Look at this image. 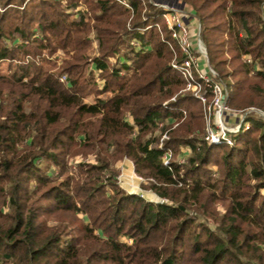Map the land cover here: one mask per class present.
<instances>
[{
    "label": "trees",
    "instance_id": "trees-1",
    "mask_svg": "<svg viewBox=\"0 0 264 264\" xmlns=\"http://www.w3.org/2000/svg\"><path fill=\"white\" fill-rule=\"evenodd\" d=\"M178 1L198 17L230 105L264 111V0ZM0 3V63L41 62L35 81L0 78V264H264V117L251 115L233 145L198 149L204 107L182 91L185 79L172 67L179 48L163 7ZM59 50L69 56L57 67L51 56ZM90 95L95 100L85 101ZM166 118L179 124L164 127L169 137L160 147L158 121ZM184 145L192 154L179 162ZM79 153L95 154L97 163L73 171L70 158ZM124 159L142 188L164 200L120 186Z\"/></svg>",
    "mask_w": 264,
    "mask_h": 264
},
{
    "label": "built area",
    "instance_id": "built-area-1",
    "mask_svg": "<svg viewBox=\"0 0 264 264\" xmlns=\"http://www.w3.org/2000/svg\"><path fill=\"white\" fill-rule=\"evenodd\" d=\"M127 3V0H123ZM154 3L163 7V17L168 29L171 31L172 40H174L179 50L175 52V56L171 62L172 67L176 69L185 79L186 86L182 91H190L194 93L202 102L204 107L205 129L201 140L198 142V149L204 143L207 144H228L233 145L236 136L244 132L252 126L250 114L241 110H234L229 105V91L223 81L218 78L217 72L211 66L208 58V53L204 47L201 35L199 21L191 20L194 12L189 13L176 5H167L154 0ZM0 10H4L0 3ZM189 18L190 22L186 21ZM8 42V41H7ZM171 47L172 42H169ZM131 45L137 50L142 48L139 40L134 39ZM28 58L26 63L30 62ZM250 60V59H249ZM24 62V63H25ZM96 77L100 80L97 70ZM60 81L67 82V74H62L59 77ZM104 82V80H103ZM206 90L210 91V96ZM176 95L171 98L175 100ZM166 101L164 104H167ZM187 111L184 110V117ZM264 117V115H263ZM132 119V118H131ZM133 122V120H130ZM168 124L176 127L179 124L175 118H166L158 121L157 133L161 135L159 146L169 137V129H164ZM186 151L192 152V147L187 146ZM173 156L171 150L167 151L164 156L165 164H168ZM180 162H184L181 157Z\"/></svg>",
    "mask_w": 264,
    "mask_h": 264
},
{
    "label": "rangeland",
    "instance_id": "rangeland-1",
    "mask_svg": "<svg viewBox=\"0 0 264 264\" xmlns=\"http://www.w3.org/2000/svg\"><path fill=\"white\" fill-rule=\"evenodd\" d=\"M155 1H157V0H155ZM158 1H160V0H158ZM164 1L165 0H161L160 2H164ZM185 7L188 11H190L189 13L194 12V10L192 8H190L188 6H185ZM195 18L197 21H199L198 17L194 14H193V17H190V21L195 20ZM186 21H187V18H186ZM199 24H200V29H201V31H200L201 40H202V43H203V45L206 48V51L208 53L207 47H206V45L202 39V28H201L200 21H199ZM89 35L93 36L92 48L89 50V54L93 56L97 53L98 42L94 38V32L93 31ZM68 56H69V54H67L64 50H59L56 52V54L51 56V59L56 61L57 67H60L62 65L65 57H68ZM208 58H209V55H208ZM245 59H247V61L250 62L252 58L250 57V55H247L245 57ZM116 60H117V56H113L111 58V61L114 63L116 62ZM40 64H41V62H38L35 59H30L29 63L14 62V61H3L0 63V78L10 79V80L23 78V81H28V80L35 81L41 72V65ZM91 67H95V65H93V63H91L90 69H91ZM94 75H95V73H94ZM96 79H97V77H96ZM97 83L99 85V89H102L103 85H104L103 79H100V80L97 79ZM94 100H95L94 95H90V96L85 98V101H87V102H93ZM169 101H171V99ZM229 105H230V103H229ZM232 108L234 110H241L244 112H248L250 115L256 116V117H263V115H264V111L255 107V106H249L245 109H236L234 107H232ZM130 120H132V119L130 118ZM204 129H205V125L201 129V131H203ZM156 134H158V133H156ZM202 136H203V134H202ZM187 146L188 145H184L182 147L181 151L179 152L178 157H177V160L179 162H180L181 157L184 159V162H185L187 160V158L192 154V152L186 151ZM41 161L42 160H39V162H41ZM80 163H92V164L97 163L95 154H93V153H86V154L85 153H79V154L70 158V165H71L73 171H76L78 164H80ZM130 164H132L131 166L133 167L134 174L139 178V189L136 191L131 190V187L129 186V182H131V183H137L138 182L137 177H133V175H131L130 173L129 174L127 173V170L129 168ZM117 166L121 169V173L118 176V179H119V184L122 188H124L128 192L140 193L145 198H147L151 201H162V200H164L163 198L158 196L155 192H153L151 190H144L142 188L141 184L145 180L143 179V177L139 176L135 172L134 164L131 160L124 159L122 161H119L117 163ZM210 168L213 171L212 174L214 176H216L218 174V166L216 164H211ZM125 176H126V179L128 177L129 182L125 180V178H124ZM147 194H151V197H149ZM217 206H218V210H220L221 212H225L224 205L221 202H219ZM199 221H201V220H199ZM210 225H213V227L217 226L212 219H210Z\"/></svg>",
    "mask_w": 264,
    "mask_h": 264
},
{
    "label": "bare ground",
    "instance_id": "bare-ground-1",
    "mask_svg": "<svg viewBox=\"0 0 264 264\" xmlns=\"http://www.w3.org/2000/svg\"><path fill=\"white\" fill-rule=\"evenodd\" d=\"M131 165H132V164H130V166H129L128 170H127V173H128V174L130 173L131 175H133V177H137V176L134 174V172H133V167H132ZM127 173H126V174H127ZM125 180L129 182L128 177H127V179H125ZM137 180H138L137 183H131V182H129V186L131 187V190L136 191V190L139 189V178H138V177H137Z\"/></svg>",
    "mask_w": 264,
    "mask_h": 264
},
{
    "label": "crops",
    "instance_id": "crops-1",
    "mask_svg": "<svg viewBox=\"0 0 264 264\" xmlns=\"http://www.w3.org/2000/svg\"><path fill=\"white\" fill-rule=\"evenodd\" d=\"M160 1H158V2H160ZM160 3L167 4V5H176L177 7L184 9L186 12H188L185 5H182V3H180L178 0H165L164 2H160ZM187 22H190L189 18H187ZM14 62H18V61H14Z\"/></svg>",
    "mask_w": 264,
    "mask_h": 264
},
{
    "label": "water",
    "instance_id": "water-1",
    "mask_svg": "<svg viewBox=\"0 0 264 264\" xmlns=\"http://www.w3.org/2000/svg\"><path fill=\"white\" fill-rule=\"evenodd\" d=\"M158 202V201H157Z\"/></svg>",
    "mask_w": 264,
    "mask_h": 264
}]
</instances>
